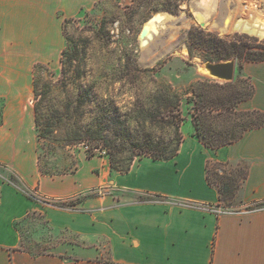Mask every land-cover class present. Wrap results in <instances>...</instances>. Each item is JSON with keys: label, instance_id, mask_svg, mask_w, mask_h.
<instances>
[{"label": "crops", "instance_id": "obj_1", "mask_svg": "<svg viewBox=\"0 0 264 264\" xmlns=\"http://www.w3.org/2000/svg\"><path fill=\"white\" fill-rule=\"evenodd\" d=\"M98 1L0 0V164L38 198L0 177V264H264V208L246 209L264 202V124L218 148L191 131L172 158L143 155L125 173L85 154L70 172L39 170L34 67L59 58L63 21ZM242 74L253 95L237 107L264 113V61L245 62ZM233 161L247 175L235 194L238 203L229 207L208 183L206 166ZM148 196L153 200H143ZM67 200L74 204L52 205ZM31 214L64 239L36 254L23 249L20 224Z\"/></svg>", "mask_w": 264, "mask_h": 264}, {"label": "rangeland", "instance_id": "obj_2", "mask_svg": "<svg viewBox=\"0 0 264 264\" xmlns=\"http://www.w3.org/2000/svg\"><path fill=\"white\" fill-rule=\"evenodd\" d=\"M215 4L212 11L205 2L200 3L199 10L209 15L208 23H202L196 20L194 0H99L66 23L62 28L64 67L61 54L53 63L34 67L37 93L33 90L32 106L38 167L52 175L70 172L84 154L104 157L109 167L111 158L126 164L131 155L126 150L130 143L146 136L172 146L167 119L168 108L175 101L171 92L179 100L181 137L191 131L195 136V122L200 127L211 126L224 137L238 132L240 125H235L243 123L248 110H240L236 99L248 91L250 81L243 76L242 66L249 61L244 55L232 56L234 76L230 83L203 75L199 67L212 53L192 43L190 32L196 29L202 32L197 34L223 45L242 44L245 53L256 56L253 52H264V38L244 31L223 33L217 24L230 11L236 15L241 6L254 8V12L242 14L244 18L257 12L264 15V0H215ZM156 12H166L178 20L166 24L154 42L142 46V25ZM159 53L162 56L153 61ZM192 90L211 93L213 103L205 108L208 116L195 117V104L188 101L193 98ZM209 108L214 111L207 113ZM204 135L210 137L211 133L204 131ZM141 156L135 153L134 159ZM209 164L211 179L221 184L224 179L219 178L216 164ZM243 166L233 161L219 167L235 176ZM0 177L17 183L7 167L0 166ZM91 196L92 193L84 198ZM229 200L238 203L235 195L226 203ZM20 231L22 248L35 254L49 249L51 241L59 243L64 239L62 233L49 231L39 214L28 216L20 224Z\"/></svg>", "mask_w": 264, "mask_h": 264}, {"label": "trees", "instance_id": "obj_3", "mask_svg": "<svg viewBox=\"0 0 264 264\" xmlns=\"http://www.w3.org/2000/svg\"><path fill=\"white\" fill-rule=\"evenodd\" d=\"M136 0H132V2L134 3ZM140 1V0H137ZM142 1V0H141ZM176 1H181L184 2L186 0H176ZM72 18H68L65 19L63 21L62 24V28H65L66 23H68L69 21H71ZM195 31V32H194ZM191 31L190 34V39L191 42L194 43L196 46L204 48L208 51H210L212 54L206 55V61H210V62H220V61H226L232 58V56H236L241 58L244 55V58L246 61H251V62H261L264 61V52L262 51H257V52H253V54H255L256 56H251L252 53L251 52H244V45H238L236 43H231L229 45H223L221 41L215 40L213 38H204L203 35H199L197 33H202L201 31L198 30H194ZM66 51L62 50L61 51V58H60V62L62 64V66L64 67V57H65ZM42 63H38L35 65V68L42 66ZM230 83V82H229ZM247 88L248 91L243 94L242 96H240L238 99H236V102L238 101H243L246 99H249L252 95H253V86L251 85V83L248 82L247 84ZM35 89V84L33 83V90ZM34 93L36 94L37 92L34 90ZM210 92L209 90H205L203 93L201 92H197L195 90H192V95L193 98H188V101H191L195 104V111H197L198 114L195 115V117L198 119L199 114L201 115H206L208 116L206 113V106L209 105L210 103H213V101L210 99ZM170 97L174 98L175 101L171 102L170 104V108H168V115H167V119H169L168 122V126L170 128V131L172 133V138H171V143L172 146L165 145L164 142H160V141H154L150 136H146L143 138L142 141H138V142H131L130 143V148L126 149L128 152L131 153V155L128 157L127 159V163L126 164H122L120 163L119 160H115L114 158L110 159V167L112 169H114L115 171L119 172V173H125L129 170L132 161L134 160V155L135 153H139L140 155H145L148 157H151L153 159H158V160H167L172 158L178 150L179 144L181 142V135L179 133V127H180V122L182 121V119L179 117V109H178V97L176 94L174 93H170ZM199 99L195 100V99ZM201 103V104H200ZM234 105V104H233ZM212 107V106H211ZM220 110V108H216L215 110ZM210 111H214V108H209L207 110V113H209ZM219 113V112H217ZM244 115L246 116V118L242 121V124H236L240 125V130L236 133L231 134V136H221L220 134L222 132H217L213 129H211V126H206V127H200L198 122H195L194 126H195V136L201 140V142L210 148H218L221 147L223 145H227L230 144L236 140H238L244 131L249 130V129H253V128H257L260 127L264 124V113L258 110H248L244 112ZM198 121V120H196ZM38 120L35 117V123H37ZM204 131H210L211 136H205L204 135ZM212 133H216L218 136H214L212 135ZM170 143V144H171ZM215 170L216 172H218L220 174L219 178H223L224 181L219 184L216 181H213L211 179V176L213 173H211L210 171V164L208 163L206 166V178L207 181L210 185H213L217 188L218 193H219V201L221 203V205L224 206H233L234 204L231 203V200L227 201L226 203V199L227 198H233L234 195L236 194L237 190L240 188L242 182L244 181V179L246 178L247 175V168H245V166L238 168V173L235 176H229L226 174V172H224V170L219 167L220 164L215 163ZM219 165V166H217ZM0 166H2L0 164ZM39 170L43 173V174H50L46 171H43L42 169L39 168ZM236 172V171H235ZM13 173V172H12ZM13 175L15 176L17 183L15 182H11L8 180H4L5 182L11 184L13 187H15L17 190L21 191L23 194H25L28 198L30 199H38L37 197L34 196V194L32 193L31 190H29L28 188H26L24 186V184L22 183V181L16 176L15 173H13ZM227 196V197H225ZM143 200H153V198L151 196L148 197H143ZM74 204L73 200H67V201H53L52 205H55L57 207H65V206H71ZM186 205H193V204H186ZM264 208V202H260V203H255L254 205H250V206H246V209L248 210H256V209H261Z\"/></svg>", "mask_w": 264, "mask_h": 264}, {"label": "bare ground", "instance_id": "obj_4", "mask_svg": "<svg viewBox=\"0 0 264 264\" xmlns=\"http://www.w3.org/2000/svg\"><path fill=\"white\" fill-rule=\"evenodd\" d=\"M202 1L205 2L206 7H212V11H213L216 5L215 0H194L196 20L202 23H208L207 20L209 15L207 16L205 12L199 10L201 9L200 3ZM235 1L239 3L242 2V0H235ZM253 9H254L253 7L250 8L247 6H241L240 10L236 13V15L233 14L232 11H230L221 18V21L217 24V27L223 33H229L232 31H244L256 35L260 38H264V15L262 16L258 15L259 12H257L254 13L253 15H250L247 18L241 16L242 14L245 13L247 14V12H249L250 10L254 12ZM176 20H178V18L173 17L172 15L166 12H156L153 15H151L149 18H147L144 21L142 28L140 30L139 40L141 42V45L144 46L150 44L149 41L154 42L156 37L160 36V34L162 33L161 29H163V27L166 26V24L168 23L171 24ZM162 54L163 53H159L156 57H154L153 61L161 57ZM199 68L201 74L209 75L203 65H201Z\"/></svg>", "mask_w": 264, "mask_h": 264}, {"label": "water", "instance_id": "obj_5", "mask_svg": "<svg viewBox=\"0 0 264 264\" xmlns=\"http://www.w3.org/2000/svg\"><path fill=\"white\" fill-rule=\"evenodd\" d=\"M203 66L212 78L225 82H229L233 79L234 61L231 59L220 62L206 61L203 63Z\"/></svg>", "mask_w": 264, "mask_h": 264}, {"label": "built area", "instance_id": "obj_6", "mask_svg": "<svg viewBox=\"0 0 264 264\" xmlns=\"http://www.w3.org/2000/svg\"><path fill=\"white\" fill-rule=\"evenodd\" d=\"M248 33V32H247ZM101 189H98L97 191H100ZM206 209L210 210V211H214L216 214L221 213L223 210H216L215 208L211 207V206H204Z\"/></svg>", "mask_w": 264, "mask_h": 264}]
</instances>
